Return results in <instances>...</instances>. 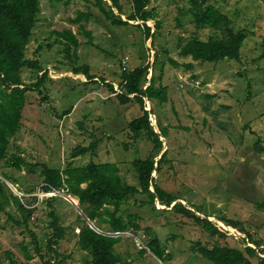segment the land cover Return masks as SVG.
<instances>
[{"label":"rangeland","instance_id":"1","mask_svg":"<svg viewBox=\"0 0 264 264\" xmlns=\"http://www.w3.org/2000/svg\"><path fill=\"white\" fill-rule=\"evenodd\" d=\"M119 1L125 20L132 0ZM208 4L228 15L235 28L246 30L238 60L194 61L180 55V46L190 38L206 40L214 34L210 28L195 26L189 0H150L147 7L159 23L157 29L155 20L146 22L154 32L153 42L136 27L142 21L113 25L95 0H40L25 55L37 59L43 70L23 68L22 78L30 84L45 71L47 76L39 90L27 92L21 126L10 139L7 158L0 161L5 190L21 197L31 217L25 224L15 202L5 204V210L22 224L0 212V264H12L11 260L41 264L32 236L46 252L51 212L58 216L65 236L56 245L60 256L52 257L50 264H84L88 256L76 245L78 214H83L78 198L61 189L43 191L44 169L63 170L69 162L72 166L114 162L122 181L138 187L132 162L150 154L156 162L164 151L160 170L152 173L158 186L173 194L175 203L213 223L219 233L210 234L193 218L157 199L153 209L144 194L131 196L121 209L140 215L141 227L150 226L151 234L143 229L138 236L104 232L91 221L103 233L122 236L115 246L122 257L119 264H213L197 251L199 245L243 252L249 246L256 249L250 263L264 264V251H257L264 248V208L259 206L264 201V151L258 150L264 148V0H206L203 6ZM78 12L89 13V19L72 23ZM65 30L77 39L69 50L67 40L57 35ZM154 55L157 60L147 79L153 74L157 84L167 87V100H144L162 141L160 151L146 135L135 136L128 127L142 114L139 103L131 95L122 103L117 95L123 68L151 65ZM75 68L82 70L75 74ZM89 145L94 154L72 158L76 147ZM14 157L23 161L19 169ZM150 237L161 242L164 261L145 246L143 241ZM23 245L31 259L25 257ZM142 247L146 252H141Z\"/></svg>","mask_w":264,"mask_h":264},{"label":"trees","instance_id":"2","mask_svg":"<svg viewBox=\"0 0 264 264\" xmlns=\"http://www.w3.org/2000/svg\"><path fill=\"white\" fill-rule=\"evenodd\" d=\"M205 1L202 0L200 3L197 0H189L192 4L190 9L193 11L195 26L210 28L214 34L206 40L198 37L190 38L180 46V55L183 57L190 56L194 61L238 60L240 49L247 37L246 30L235 28L232 19L214 5L203 6ZM149 2L150 0H132V11L125 20L121 18L123 10L119 0H95V5L103 13L106 20L113 25L126 26L130 24L129 21H142V24H136V27L144 32L145 40L151 39L153 42L154 32H151V27L146 22L155 20L157 29L159 23L156 20V13L147 7ZM39 5L40 0H0V161L7 158L10 139L16 135L21 126L22 109L26 103L27 92L39 90L41 83L47 76L45 71L41 73L37 82L30 84H25L22 78L23 68L34 69L38 73L43 70L37 59H31L25 55V49L32 36L40 11ZM114 8L117 9V13L114 12ZM89 17V13L78 12L77 16L72 19V23H80L82 20H88ZM57 35L67 40L66 50H69L70 45H77V39L70 30L58 32ZM156 60L157 55H154L151 65H140L131 70L123 68L118 86L121 91L117 95L122 103L130 101L131 98L139 103L142 114L132 119L128 123V127L135 133V136L146 135L154 144V148L160 151L162 141L160 135L152 127L150 122L151 110L146 109L144 100L145 98L149 101L158 102H166L167 100V87L157 84V78L153 74L147 79L148 70L149 68L153 69ZM170 62L176 63L172 59ZM81 70V68H75L74 73L77 74ZM84 72L91 78L87 69ZM108 86L113 88L112 84H108ZM161 135L164 136L162 131ZM258 150L262 152L264 148L259 147ZM89 152L94 154L92 145L76 147L72 152V158ZM153 156L150 154L145 159H135L132 162L137 172L138 187L122 181L116 163L90 161L85 166H72V163L69 162L63 170L44 169L45 184L41 188L43 191L61 189L77 197L83 214L104 232H130L138 236L139 230L143 229L145 233L151 234L150 226L141 227L140 215L131 212L126 213L121 209L122 202L129 197L144 194L148 199L147 203L153 209H155L154 201L157 199L159 204L171 207V210L193 218L210 234L219 233L218 228L213 223L197 216L180 202L171 206L177 198L160 188L152 176L153 171L160 170L165 151L156 162ZM12 159L15 162V167L19 169L20 164L23 163L22 159L20 157ZM4 176L7 177V175ZM83 183L85 186H82ZM4 187V181L0 180V212L7 214V219L14 221V224H22V222L26 224L31 217V209L25 206L21 197L6 191ZM9 200H13L20 212L24 214L22 222L14 219L5 210L4 206ZM142 204H144L143 200L140 201V205ZM259 206L264 208V201ZM50 214L52 220L47 224L50 232L44 239L47 247L46 252L42 253L41 245L32 233L33 249L41 260V264H50L52 257L60 256V252L56 250V245L65 236V229L60 225L58 216L54 212ZM78 220L81 227L76 234V245L79 250L88 255L87 258H84V264H119L122 257L116 251L115 246L121 241L122 236L98 233L88 225L81 214H78ZM225 221L228 225L233 226L232 222L226 219ZM104 226L106 227L104 228ZM143 242L157 258L162 261L165 260L164 248L157 237L147 238ZM253 242L257 243V246L260 244L257 240H253ZM22 247L25 257L31 259L32 254L29 253L27 247L24 245ZM196 249L213 264H251L249 257L256 253V249L249 246H245L244 252L221 245H214L210 248L199 245ZM257 251H264V248H259ZM141 252H146V249L142 247ZM50 253L53 255H49ZM11 263L13 264L12 260Z\"/></svg>","mask_w":264,"mask_h":264},{"label":"water","instance_id":"3","mask_svg":"<svg viewBox=\"0 0 264 264\" xmlns=\"http://www.w3.org/2000/svg\"><path fill=\"white\" fill-rule=\"evenodd\" d=\"M173 204H175V202H173L172 204H171V206L173 205ZM82 216H83V218L86 220V222L88 223V225L91 227V228H93L95 231H97L98 233H102V234H105V235H109V236H117V235H111V234H106V233H103V232H101L99 229H97L96 227H94V225L92 224V222L84 215V214H82ZM120 234V233H119Z\"/></svg>","mask_w":264,"mask_h":264}]
</instances>
